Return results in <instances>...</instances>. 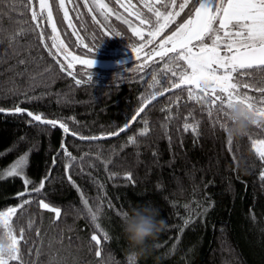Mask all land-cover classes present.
Returning a JSON list of instances; mask_svg holds the SVG:
<instances>
[{
    "label": "trees",
    "instance_id": "obj_1",
    "mask_svg": "<svg viewBox=\"0 0 264 264\" xmlns=\"http://www.w3.org/2000/svg\"><path fill=\"white\" fill-rule=\"evenodd\" d=\"M13 3L6 0L3 7L11 11ZM133 3L151 15L140 0ZM179 3L169 5L173 23L165 33L189 18L187 9L180 11ZM50 5L61 39L77 56L111 60L139 45L121 22L114 24L119 37L102 36L84 10L82 20L76 23L83 43L78 45L67 31L57 0H50ZM115 7L126 15L119 5ZM32 9L27 16L4 13L2 22L8 31L0 44V108L5 109L0 112V211L19 209L25 199L34 201L10 220L24 264H130L117 212L145 204L158 209V219L165 221V227L155 238L152 255L134 264H264V180L260 177L264 161L252 146L253 140H264V124L251 125L244 136L228 139L216 113L208 114L212 98L176 78L180 88L145 108L121 136L81 141L78 138L107 136L123 128L161 90L157 81L164 65L150 63L142 72L111 81L96 76L89 81L91 70L80 67L69 72L63 66L61 71V65L33 33L9 46L8 37L17 31L18 23L31 19ZM42 27L52 34L46 21ZM45 43L50 45L51 40ZM97 44L96 52H90L87 46ZM261 75L254 72L253 79L259 81ZM77 80H83V85ZM167 88L174 87L168 84ZM242 91L258 95L255 89ZM16 107L58 123L53 128L26 113L14 114L11 110ZM145 120L147 133L141 135ZM196 121V133L191 128L185 131V123ZM61 122L69 128L68 133L60 127ZM129 137L135 141L129 143ZM22 156L26 157L25 176L33 182L30 187L45 181L40 193L20 197L26 187L23 178L2 174ZM127 173L131 180L125 179ZM40 199L61 208L58 221L54 213L39 208ZM83 199L93 212L102 208L100 229L91 222ZM29 224H33L30 230ZM21 228L25 229L24 240H20ZM3 231L0 227V234ZM105 231L107 241L103 239ZM93 234H98L100 245L91 241Z\"/></svg>",
    "mask_w": 264,
    "mask_h": 264
},
{
    "label": "snow or ice",
    "instance_id": "obj_2",
    "mask_svg": "<svg viewBox=\"0 0 264 264\" xmlns=\"http://www.w3.org/2000/svg\"><path fill=\"white\" fill-rule=\"evenodd\" d=\"M6 0H0V44L3 43L4 34L8 31L3 24L4 13L16 12L19 16H27L35 0H14L11 6V11L8 8H4ZM54 2V0H53ZM144 7L147 8L148 15L141 11L136 10V6L133 0H82V6L88 9V12L97 13L91 17L94 24L97 26L96 30L102 36L107 37L111 35L110 26L108 24L109 18L113 15H117L118 9L115 5H119L128 12L129 17H135V20L139 21L140 26L148 25V37L154 38L160 34L169 24L173 23V13L170 12L169 5H175L177 0H141ZM67 4H72L73 7L69 10L66 8ZM113 5L110 7L109 5ZM159 5V7H157ZM180 11L187 9L185 15L189 18L184 23L176 26V30L171 35L162 39L158 45H154L150 50L154 52L159 61H153V64L162 63L164 69L159 73L158 83L160 85V91L152 95V99H155L156 95H164L168 84H171L174 88H180V84L177 83L176 78H179L182 82L194 84L200 89V92L205 97L208 96L209 87L212 89V93L215 99H210L208 114L212 116L213 112L216 113V119L221 121L220 127L225 129L228 124V110L234 104H240L247 109L252 110L259 119L264 120V0H180ZM81 7V0H59V8L63 10V18L68 21V26L74 28L73 35L76 34L75 26L73 25V19L79 21L81 19V13L78 9ZM131 9V11H129ZM69 11L77 12L76 17H70ZM47 13L46 22L51 26L53 35H49L42 27L45 22L44 13ZM176 12L175 15H179ZM102 17V19H101ZM155 17V20L153 19ZM194 17V18H193ZM120 19L119 16H117ZM125 24L131 28V32L134 36L140 38L139 45L134 49L139 54L140 50L146 47L144 43L145 36L141 27H134L133 21L130 19H124ZM27 25V27H25ZM35 25V26H33ZM218 25V26H217ZM223 30V47L226 49L223 53L218 50L221 48L220 33ZM28 33L34 34V39L39 40L40 44L48 50L49 56L52 57L58 64L61 65V71H63V61L60 60V55L64 56V59H68L67 48L64 42L60 40L57 33L56 24L53 22V10L50 5V0H39V11L35 9L31 10V19H24L22 23H18L17 31L12 33L8 37L9 46L12 47L19 43V38ZM121 33L116 32L115 36L119 37ZM51 40L52 43L46 44L45 41ZM87 39V37H84ZM196 41V43H193ZM211 41V44H209ZM152 39H147V44H152ZM170 45V46H168ZM100 44L95 47L88 45L90 52H96ZM72 47V45H68ZM55 48L56 52H52L51 49ZM198 51L194 52V49ZM73 61H78L80 64L92 69L95 60L84 59L80 60L77 56H72ZM183 62V63H182ZM21 64L26 61L21 60ZM187 64V68H185ZM72 64H68V68H71ZM151 67V65H145V68ZM191 69V72H188ZM223 69L221 74L220 70ZM47 71V69H45ZM169 72L171 75H169ZM254 72L261 73V79L259 81L253 79ZM43 75V73H41ZM92 73L88 74V79L91 81ZM154 80L156 76L152 77ZM34 79V78H33ZM77 84L83 85V80H77ZM203 85V87H201ZM219 89V92L216 89ZM255 89L258 95H249L248 92L242 91V89ZM189 95H192V90H188ZM145 109L142 107L138 110L137 116L140 115ZM5 109L0 108V112H4ZM14 114H21L25 111L20 107H16L11 110ZM32 117L34 121L48 124L55 128L57 121L46 120L42 118V115H34L32 112L27 113ZM137 116H133L132 120L135 121ZM167 119L171 120L172 117L168 116ZM145 129L142 130L141 135L147 133V121H144ZM199 121L194 124L185 123L184 129L187 131L192 129L193 133H196ZM260 127L259 124H256ZM130 126V122L126 123L120 132H123ZM60 127L63 128L65 133L69 132V128L60 123ZM109 136L119 135L118 132L108 133ZM92 140L98 139L97 137L90 138ZM135 141L134 137H129V143ZM231 144V140L228 141ZM253 149L259 156L261 161H264V140H253ZM63 148V145H62ZM65 154L70 158V161H74L76 158L71 156L65 149ZM55 158L53 159V165H55ZM26 164V157L22 156L16 164H14L6 175L9 177H21L25 184L24 192L20 193V197L31 196L33 193H40L45 186V181L42 180L40 185L35 188H31L32 181L25 176L24 167ZM68 171L66 167V172ZM260 177L264 180V171L260 173ZM125 179L131 180V174H125ZM71 182V176H69ZM74 183V182H73ZM33 200L25 199L18 208H9L6 211H0V227L4 229L3 233L9 240V250L6 252H0V264H9V261H20V264H24L22 253L18 247L19 241L13 234V229L10 225L11 218L17 214L18 210H22L25 205L33 203ZM87 209L91 222L96 229H100L101 225L98 223L99 215L102 214V208L97 207L93 212L88 207L86 199L82 201ZM40 209L47 210L50 213H54L55 221H58L61 216V208L55 207L44 199L38 201ZM125 211L117 212L122 218ZM54 221V222H55ZM189 223L185 220V226ZM29 230L33 227V224H29ZM25 229H20V240H24ZM37 237H40V231L37 230ZM103 239L107 241L109 239L108 233L105 231ZM91 241L97 245L101 244V239L98 234L91 235ZM159 246V245H157ZM40 252L37 250V255ZM97 257L101 256L99 248L96 251ZM130 264H134V258L132 255L128 257Z\"/></svg>",
    "mask_w": 264,
    "mask_h": 264
},
{
    "label": "rangeland",
    "instance_id": "obj_3",
    "mask_svg": "<svg viewBox=\"0 0 264 264\" xmlns=\"http://www.w3.org/2000/svg\"><path fill=\"white\" fill-rule=\"evenodd\" d=\"M140 3L144 6V4L141 2V0H140ZM57 4H58V9L60 11L61 18H62V20H63V22H64V24H65V26L67 28V31L70 32V34H71V36H72V38H73V40L75 41L76 44L82 45L83 43H82V41H81V39L79 37V34L77 32V29H76V23L80 22L82 20V16L84 15V14L81 13V10H84L90 16L97 15V13L88 12V9L86 7L82 6V0H81V7L78 9V11L82 15H81V19L79 21L73 19V25L75 26V29H76V34L73 35L74 28L69 27L68 26V21L64 20V18H63V10L59 8V0H57ZM72 7H73L72 4H67L66 3V8L67 9L70 10ZM33 9H35L36 11H39V0H35ZM122 9L125 11L124 8H122ZM136 10L143 12V10L140 9L138 6H136ZM129 11H131V9H129ZM125 12H126L127 16L124 15V13H119L118 12L117 15H113V16H111L109 18L108 24L110 26V31H111V33L113 35H115L116 27L114 26V24L116 22L124 23L123 21L126 18L133 21V26L134 27H137V26L141 27V29H142V31L144 33V36L146 38L144 43L147 46L144 47L143 49H141L138 55H137V52L134 50L138 46V45H136V46L127 48L126 49L127 50L126 55H124L121 58H116V59H111V60H95L94 59L95 60V64H94L93 68L90 69L87 66L80 64L78 61H73L72 60V56H77V55H75L72 52H70V50L64 44L65 47L67 48L68 53H70V55H68V59L67 60L64 59L63 55H60V60L63 61V66L66 68V70L69 71V72H72L73 70H75V68L80 67V68H83L85 71L91 70V71H88V74L91 72L92 76H96V77H98L101 80H109V81H111V80H116L118 78H121V77H123L125 75H128V74L142 72V71H144L146 69L145 65H149L150 63H153V61H159V57H157L154 52L150 53V50L153 48L154 45H158L159 42L162 39L166 38V36L171 35L172 32H174L176 29L171 31L170 33H165V30L168 28V27H166L162 32H160L159 35H157L154 38H150V37H148V29H147V27L145 25L144 26H140L139 25V21L135 20V17H129L128 16V12L127 11H125ZM69 15H70V17L74 18V17H76L77 12L69 11ZM44 16H45V21H46V17H47V13L46 12L44 13ZM117 16H119L120 19H118ZM101 19H102V17H101ZM53 22L55 23L54 18H53ZM125 25L128 27V29L131 32V28L128 26V24H125ZM56 27H57V25H56ZM50 28H51V26H50ZM51 30H52V28H51ZM56 34H58L60 40L63 41L61 39V37H60V31L58 30V28H57V33ZM51 35H53V33ZM220 36H221V40H220L221 48L218 49V50H220L223 53L224 51H226V49L223 47V43H224V41H223V30L221 31ZM134 37L137 40L140 41L139 37H136V36H134ZM147 39H152L153 43L152 44H147ZM51 43H52V41H51ZM193 43H196V41H193ZM209 44H211V41H209ZM168 46H170V45H168ZM52 49H53L54 52H56L55 48H52ZM196 51H198V48L194 49V52H196ZM77 57L80 60L88 59V58H85V57H82V56H77ZM69 63L72 64L71 68H68V64ZM184 66H185V68H187V64H185ZM188 72L190 73L191 69H188ZM220 72L222 74L223 73V69H221ZM180 83H182L184 85H189L192 88H194L195 90H197V91L199 90L200 91V89L197 88L194 84L187 83V82H182V81H180ZM201 87H203V85H201ZM216 91L219 92V89L217 88ZM208 96L210 98H212V99H215V96L212 93L211 87H209ZM258 124L259 125L264 124V120L259 119V123ZM11 167L6 169L2 174L7 176L6 173H7L8 170L11 169Z\"/></svg>",
    "mask_w": 264,
    "mask_h": 264
},
{
    "label": "clouds",
    "instance_id": "obj_4",
    "mask_svg": "<svg viewBox=\"0 0 264 264\" xmlns=\"http://www.w3.org/2000/svg\"><path fill=\"white\" fill-rule=\"evenodd\" d=\"M227 118L229 123L224 131L228 139L244 136L251 125L259 123L257 115L240 104L230 107ZM121 220L122 233L134 261L151 256L155 238L165 227V221L158 219V209L151 204L133 206L123 213ZM9 243L6 235L0 234V252L8 251Z\"/></svg>",
    "mask_w": 264,
    "mask_h": 264
},
{
    "label": "water",
    "instance_id": "obj_5",
    "mask_svg": "<svg viewBox=\"0 0 264 264\" xmlns=\"http://www.w3.org/2000/svg\"><path fill=\"white\" fill-rule=\"evenodd\" d=\"M175 89L176 88H171L170 90H168V91H165L164 92V95H156L155 96V99H152V98H150L142 107L145 109V108H147L148 106H150L151 104H153L155 101H157V100H159L160 98H162V97H164V96H166V95H168V94H170L171 92H173V91H175ZM141 107V108H142ZM140 108V109H141ZM23 113H26L27 114V112L26 111H24ZM141 114V113H140ZM28 115V114H27ZM134 116H137V113L134 115ZM30 119H32L33 120V118L32 117H30V116H28ZM137 118H138V116H137ZM130 122V126H131V124L134 122L133 120H132V118H131V120L129 121ZM128 122V123H129ZM129 126V127H130ZM128 127V128H129ZM128 128H126L123 132H120V130L118 131V133H119V135H116V136H109V135H107V136H102V137H97L98 139H96V140H92V139H90V138H78L79 140H81V141H101V140H109V139H114V138H117V137H119V136H121L122 134H124L126 131H127V129ZM77 138V137H76Z\"/></svg>",
    "mask_w": 264,
    "mask_h": 264
}]
</instances>
